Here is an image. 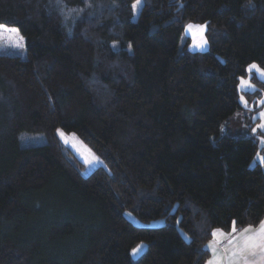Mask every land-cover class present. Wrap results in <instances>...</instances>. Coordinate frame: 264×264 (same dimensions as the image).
Wrapping results in <instances>:
<instances>
[{"label": "trees", "instance_id": "1", "mask_svg": "<svg viewBox=\"0 0 264 264\" xmlns=\"http://www.w3.org/2000/svg\"><path fill=\"white\" fill-rule=\"evenodd\" d=\"M134 1L0 0L25 38L0 52V264H205L214 229L264 218L263 148L221 132L241 94L264 100L247 70L264 69V0H143L132 19ZM186 23L206 50L179 47ZM57 129L103 165L83 175Z\"/></svg>", "mask_w": 264, "mask_h": 264}, {"label": "rangeland", "instance_id": "2", "mask_svg": "<svg viewBox=\"0 0 264 264\" xmlns=\"http://www.w3.org/2000/svg\"><path fill=\"white\" fill-rule=\"evenodd\" d=\"M135 3V1H134ZM133 3V4H134ZM136 13H133L132 19H134ZM188 25H193L191 30L188 29ZM196 25H205V24H195V23H186L184 24L183 30L181 32V38L179 42V47H182L183 42L188 40L187 49L191 51H204L208 48V43L206 46L201 47V41L203 38H206L205 31L203 33L200 32ZM12 27L5 28L2 33H0V52H8V51H16L20 52V49L13 47L16 42L18 35L16 33H12L9 31ZM255 63H251L253 65ZM249 65V66H250ZM257 65V64H255ZM247 67V70L249 69ZM260 68V67H259ZM261 69V68H260ZM250 73H254L259 79H264V75H260L256 70L251 71ZM243 79V83H242ZM246 84H250L251 87H246ZM255 86L249 81L248 78H240L238 83V90L240 92L253 90ZM243 97L244 101H247L245 105L242 102L241 98ZM263 100L258 99L257 101H248L242 94L239 96V104L242 106L240 110L236 111L231 117H229L221 126L222 133H228L235 137L241 136H251L254 135L257 137L258 145L263 148L262 152H257L254 156L253 162L261 163L260 157H264V128H259V125L264 124V118H261L259 115L261 112H264V106L259 103V101ZM253 129H257L253 132ZM63 132V131H62ZM65 137H61L58 134L59 139L66 146H68L73 153L77 156V158L84 164V168L82 171L83 175H87L96 167L103 165L99 159V162L96 160V156L76 137L74 133H65ZM74 134V135H73ZM65 139L68 140V143H65ZM31 140V139H29ZM42 138H32V141H41ZM125 217L136 225H142L143 223L139 222L136 218H134L130 213L125 212ZM161 220H155L150 222L148 225H159L161 224ZM254 228V227H253ZM138 245H145V243L141 242ZM137 245V246H138ZM137 246L135 248H137ZM145 247H142L138 254L133 255L131 252V256L133 259H136L141 253L144 251ZM224 250V249H223Z\"/></svg>", "mask_w": 264, "mask_h": 264}, {"label": "snow or ice", "instance_id": "3", "mask_svg": "<svg viewBox=\"0 0 264 264\" xmlns=\"http://www.w3.org/2000/svg\"><path fill=\"white\" fill-rule=\"evenodd\" d=\"M86 7H91V4L85 0ZM56 7L60 8L62 13L63 9L67 7V5L64 3V0H55ZM143 8V0H135V3L132 5V9L134 13H138ZM84 9H68V13L65 15V19L68 18L73 12L79 16L81 12H83ZM189 30L194 27L193 25L187 26ZM196 28L200 30L201 33H203L206 30V24L205 25H196ZM7 28V25L0 24V33L3 32V30ZM10 32L19 34L18 28H12L9 29ZM24 37L23 35H18V38L16 42L14 43L13 47L23 50L25 48L24 43ZM208 43L206 38H203L201 41V47L206 46ZM131 48V45H129ZM253 70H256L260 75H264V69H260L258 65H250L248 71L251 72ZM243 83V79H242ZM246 87H251L250 84H246ZM242 102L247 104V101L243 100V97L241 98ZM260 104H264V100L259 101ZM261 118H264V112H261L259 114ZM259 128H264V124L259 125ZM257 129H253V132H255ZM58 134L61 135V137H65V134L62 132V130L57 129ZM74 135V134H73ZM264 142V141H262ZM65 143H68V140L65 139ZM261 162L264 163V157H260ZM97 162H99V158H96ZM237 231L236 228V221H232V227L231 232L235 233ZM247 235H244L242 237V243L234 248L229 257H228V264H240V261L243 262V264H264V220H262L258 226V228L253 231V226L249 225L247 228L242 230ZM223 234L228 235L227 233L223 232V229H214L212 232V235L215 237L217 234ZM142 247H145L144 245H138L137 248L132 249V254L136 255L139 253L140 249ZM208 247H211V243ZM207 264H224L223 258L219 257L216 259L209 260Z\"/></svg>", "mask_w": 264, "mask_h": 264}, {"label": "crops", "instance_id": "4", "mask_svg": "<svg viewBox=\"0 0 264 264\" xmlns=\"http://www.w3.org/2000/svg\"><path fill=\"white\" fill-rule=\"evenodd\" d=\"M262 220H264V218ZM259 224L253 228V231H255L258 228ZM243 229L237 230L235 233L231 231L229 232L223 231L224 233H227L228 235H223L220 233H218L217 236L215 237L212 235L211 240L206 244V247L209 251V257L207 261L205 262V264H207L209 260L216 259L219 257L223 258L224 264H228V257L231 251L234 248L238 247L242 243V237L244 235H247L246 233L242 231ZM210 243H211V247H208ZM240 264H243V262L240 261Z\"/></svg>", "mask_w": 264, "mask_h": 264}]
</instances>
